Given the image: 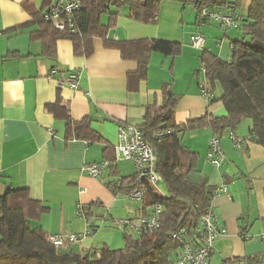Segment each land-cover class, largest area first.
Returning a JSON list of instances; mask_svg holds the SVG:
<instances>
[{"label": "crops", "instance_id": "0c3cea01", "mask_svg": "<svg viewBox=\"0 0 264 264\" xmlns=\"http://www.w3.org/2000/svg\"><path fill=\"white\" fill-rule=\"evenodd\" d=\"M23 1L0 0L1 181L6 187L28 189L31 198L41 202L45 210L39 215L34 212L31 223L49 238L72 233L82 236L67 242L62 248L65 251L84 252L103 244L112 247L107 233L98 237L97 228L84 236L88 224L99 227L104 222L114 227L117 220L137 221L143 202L113 194L105 184L110 169L104 170L101 178H94L84 167L112 161L118 125L140 124L147 106L164 103L167 88L178 97V124L206 114L226 115L219 84L211 88L213 102L201 94V85L207 84L202 53L209 51L230 60L231 42L241 30L233 27V34L226 32L221 37L214 21L198 23L196 10L178 0H162L155 24L132 19L129 8L123 7L115 26L108 30L111 41L161 39L181 46L173 55L152 52L146 77L131 79L132 89L130 76L138 71L137 60L124 59L117 47L107 45L101 37L94 38V53L89 57L77 55L70 39L57 41L55 57L44 56L42 42L32 36L37 25L12 30L33 19ZM33 1L40 13L59 3ZM240 1L237 17L245 19L253 0ZM108 20L103 17L105 23ZM196 33L206 39L203 48L192 45L191 37ZM54 68L59 71L56 78L79 71L78 89L59 88L49 74ZM49 105L55 108L48 109ZM66 112L73 120L90 118L101 141L68 138ZM245 120L232 132L242 141L241 146H236L230 131L219 137L224 153L219 166L208 159L210 140L215 137L209 128L191 130L182 138L184 146L198 155L195 177L205 179L207 187L215 191L227 188L211 200L224 231L215 240L208 264H247L255 256L264 259V144L252 137V122ZM118 168L122 176H128L123 174L120 161ZM135 202L140 205L136 207ZM82 206H89L88 215L79 213Z\"/></svg>", "mask_w": 264, "mask_h": 264}, {"label": "trees", "instance_id": "16d2710c", "mask_svg": "<svg viewBox=\"0 0 264 264\" xmlns=\"http://www.w3.org/2000/svg\"><path fill=\"white\" fill-rule=\"evenodd\" d=\"M178 1L194 9L196 4L224 9L239 19L237 27L241 33L231 42L230 60L209 51L202 53L210 93L215 84L221 86L220 100L224 103L226 115L206 114L178 124L175 118L178 97L167 88L164 103L147 106L142 122L136 125L156 154V171L165 184V193L148 182L139 184L136 171L122 176L116 154L112 161L106 159L109 163L106 169H110L106 186L115 195L129 196L136 189L145 188L146 196L139 217L150 214L156 205H161L159 227L144 230L141 234L126 227L121 249L103 244L84 252L65 251L56 248L46 233L31 223L34 212L39 215L45 210L41 202L31 198L28 189L7 186L6 195L0 196V264H175L178 240L173 233L185 228L187 237L194 239L200 218L211 206L215 193V189L207 187L205 179L195 177L198 155L184 146L183 135L191 130L209 128L214 136L222 137L227 131L235 133L244 119H250L252 137L264 144V0H253L245 19L237 17L240 0ZM161 3L162 0H83L82 8L73 14L72 23L60 30L45 17L51 8L40 13L33 0H24V8L33 19L12 30L37 25L38 30L32 36L42 42V54L47 57L56 56L60 39H70L77 55L89 57L94 53V38L101 37L107 45L117 47L124 59L137 60L138 71L130 76V88L134 89L131 79L139 81L146 77L152 52L173 55L181 51V46L161 39L111 41L108 30L115 26L123 7H128L130 17L138 22L157 23ZM104 16L109 19L107 23L103 21ZM197 22L200 23L198 17ZM210 101L214 99L210 97ZM54 108L55 105L48 106V109ZM65 120L68 138L101 141L102 137L91 128L90 118L73 120L66 112ZM88 209L89 206H82L80 210L83 215H88ZM90 226L96 230L94 224ZM247 264H264V259L251 257Z\"/></svg>", "mask_w": 264, "mask_h": 264}, {"label": "built area", "instance_id": "2783aa9c", "mask_svg": "<svg viewBox=\"0 0 264 264\" xmlns=\"http://www.w3.org/2000/svg\"><path fill=\"white\" fill-rule=\"evenodd\" d=\"M83 0H59L56 7L51 8L45 13L46 19L53 24L54 27L64 30L68 23H72L73 14L75 11L82 8ZM197 17L200 23L214 21L222 27H237L239 19L227 13L222 8L212 7L210 4H203L195 6ZM205 37L196 33L191 37L192 45L196 48H203L205 44ZM206 71V69L204 68ZM58 69H52L49 74L50 77H55L59 88L71 87L78 89L81 74L79 71H72L63 78H56ZM201 94L206 99L210 100L211 93L206 83L201 85ZM231 137L234 139L236 146H241V140L234 136L231 132ZM115 154L117 161H131L135 167L138 175V183L143 185L148 182L155 187H159V182L162 181L161 175L155 170L156 154L152 146L145 141L141 131L136 125L121 124L118 126V141L115 145ZM224 153L219 145V137L215 136L210 140V149L208 152V159L215 165L219 166L223 160ZM109 163L104 160L99 163L88 164L84 167L85 172L94 177L101 178L104 170H106ZM145 188H138L131 197L140 201L145 200ZM225 186L220 187L214 193L218 196L221 192H226ZM162 206L156 205L153 212L146 216L139 217L137 221L131 219H121L114 222V226L124 230L126 227L132 228L137 234H141L144 230H155L160 225V215ZM79 213L82 214L81 210ZM88 224V229L84 233L89 235L94 231L93 227ZM224 231L223 224L218 215L215 213L211 205L201 216L198 227L195 230V238L190 239L186 235V229L182 228L178 233H173V237L178 240L177 256L175 264H208L215 240ZM78 234H70L66 237L51 236V243L58 249L63 248L67 242L73 243L80 239Z\"/></svg>", "mask_w": 264, "mask_h": 264}, {"label": "rangeland", "instance_id": "374dc122", "mask_svg": "<svg viewBox=\"0 0 264 264\" xmlns=\"http://www.w3.org/2000/svg\"><path fill=\"white\" fill-rule=\"evenodd\" d=\"M212 24H213V26L216 27L215 31L217 33H219V35L221 37H225L226 32L231 33V34L234 33V30H232V29H234L233 27L232 28L231 27L230 28L222 27V26H220V24L214 23V22ZM229 29H230V31H229ZM210 34L212 37L214 36L213 31H210ZM217 38H220V37H217ZM245 121H247V119ZM120 168H121L123 174H126V175L133 174L136 171L135 167L131 161H120ZM159 187H160V190L163 193H165V184L163 181L159 182ZM135 205H136V207H138L140 205V202H135ZM96 228L99 230L98 233L100 232V234L97 233L98 237H101L103 234L107 233V235L110 237V240H112V242H113L112 248L121 249L124 247L123 230L122 229H120L116 226L111 227L110 225L105 224L104 222L100 223L99 227H96Z\"/></svg>", "mask_w": 264, "mask_h": 264}, {"label": "water", "instance_id": "95a60500", "mask_svg": "<svg viewBox=\"0 0 264 264\" xmlns=\"http://www.w3.org/2000/svg\"><path fill=\"white\" fill-rule=\"evenodd\" d=\"M155 170H157V162L155 163ZM6 185L3 183H0V196L6 195Z\"/></svg>", "mask_w": 264, "mask_h": 264}]
</instances>
